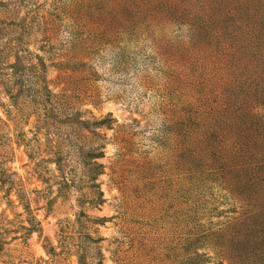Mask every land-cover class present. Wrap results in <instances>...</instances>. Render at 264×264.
I'll use <instances>...</instances> for the list:
<instances>
[{"label": "rangeland", "instance_id": "obj_1", "mask_svg": "<svg viewBox=\"0 0 264 264\" xmlns=\"http://www.w3.org/2000/svg\"><path fill=\"white\" fill-rule=\"evenodd\" d=\"M0 264H264V0H0Z\"/></svg>", "mask_w": 264, "mask_h": 264}]
</instances>
